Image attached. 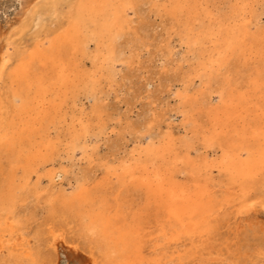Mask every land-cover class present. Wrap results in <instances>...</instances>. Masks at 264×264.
Listing matches in <instances>:
<instances>
[{
    "label": "bare ground",
    "instance_id": "1",
    "mask_svg": "<svg viewBox=\"0 0 264 264\" xmlns=\"http://www.w3.org/2000/svg\"><path fill=\"white\" fill-rule=\"evenodd\" d=\"M12 1L15 14L22 16L37 0ZM208 1L166 0L170 6L166 14L175 18L184 14V44L198 66L185 72L181 78L185 91L176 96L184 115L182 129L190 137L174 142L167 134L158 138L157 145L150 138L138 151L139 161L126 164L128 157L122 158L120 172L106 162L100 178L81 161L90 164L94 156L98 158V142L101 136L108 137L109 124L99 123L94 132L85 125L62 128L59 109L67 92L77 89L90 95L95 109L99 107L102 96L98 93L102 92L89 88L93 80L81 72L77 58L90 57L89 45L94 43V59L103 62L106 79L113 84L119 72L116 65H132V40L120 43V39L130 28L128 12H138L140 6L133 0H51L34 13V27L47 16L58 15L62 20L57 37L47 38V45L42 40L27 46L6 42L0 28V264H33L32 253H20L17 247L32 231L29 199L39 202L48 186L40 209L31 213L34 221L41 220L38 241L44 261L162 264L173 244V257L165 264H264V220L258 218V214L264 216V196L259 199L250 193L257 182L264 190V34L251 32L253 19L257 26L264 15V1L253 15L252 2L261 0H236L223 21L219 16L212 19ZM67 3L69 10L63 13L61 7ZM10 22L6 19V25ZM142 46L146 47H136ZM167 53L172 58L170 44ZM182 59L189 61L185 56ZM230 71L244 83L230 73L225 75ZM195 77L200 83L208 82L209 93L189 94ZM212 83L219 85L217 106L209 91ZM151 132L148 128L144 134ZM200 144L207 152L215 145L222 149L220 163H209L207 154L194 162L190 156ZM76 152L80 154L77 160ZM213 169L228 175L227 184L238 183L239 192L227 188L222 198L214 195L203 180ZM182 172L192 176L191 183L178 182L176 174ZM222 201L237 204L247 256L191 248L202 243L204 234L215 231L212 219L221 213ZM25 217L30 218L24 221ZM152 218L159 227L155 237H151ZM195 235L200 240L194 242ZM186 239L192 240L188 250ZM161 240H167L166 244L158 245Z\"/></svg>",
    "mask_w": 264,
    "mask_h": 264
},
{
    "label": "rangeland",
    "instance_id": "2",
    "mask_svg": "<svg viewBox=\"0 0 264 264\" xmlns=\"http://www.w3.org/2000/svg\"><path fill=\"white\" fill-rule=\"evenodd\" d=\"M262 1L264 0L258 3L252 2L251 13L253 15L259 13ZM50 2L51 0H37L33 9L26 15L17 16L14 2L12 0H4L0 7V28L4 32V41H18L20 46H27L35 40H42L47 45L48 42H45L47 38L57 37L55 32L59 22L62 21L58 15L47 16L39 26L34 27V13L41 10V6L49 5ZM133 2L135 5H139L140 8L138 12H128V18L132 20L129 24L130 28L126 29L128 34L120 39V43L132 40L129 43V45L135 47L132 48V65L128 67L127 65L121 66V64H117L116 70L119 72L116 76V81L111 84L106 79L103 62L99 58L94 59L96 45L90 43L88 49L90 57L78 56L77 60L81 72L93 80L91 84L93 86L89 85L92 92H102L101 94L98 93L99 96H102L97 103L99 107L95 109V106L92 105L93 100L89 98L90 95L84 93L83 90L77 89L74 93L67 92L68 94H66L59 109L64 119V123L61 124L62 128L75 125V129H79L81 125H85L90 132H94L99 123L109 124L108 137L106 138L105 135L101 136L98 142V158L94 156L90 164H87L84 160L81 161L82 166L92 174H97L98 178L104 176L101 165L106 162L112 164L111 167L120 172L119 163L122 158L128 157L127 161L125 160L126 164H133L135 161H139L137 160L138 151L147 145L150 138H154L152 140L157 145L160 136L165 137L167 134H171L170 138L174 142H178L180 138L190 137L191 135L182 129L181 123L184 122V115L180 112L182 110L180 100L176 97L177 93L183 94L185 91L186 84L183 82L185 79H181L182 77L184 78L185 72L190 68H198L196 59L187 52V47L184 44V14L180 13L177 18L166 14L165 10L167 8L170 10L166 0H133ZM235 2L236 0H209L207 2L209 6L207 11L210 10L212 12V19L219 16L220 21H223L229 6ZM63 6L61 7L63 13H67L70 7L69 4L67 3ZM211 17L209 16V18ZM6 19H11L9 25H6ZM145 22L148 27L141 29L140 25ZM255 22H257L256 18L253 19L251 32L264 34V15L260 16L257 26H255ZM66 23L67 20L64 19L63 25H66ZM227 24L228 21L225 22L223 27ZM194 25L196 24L194 23ZM212 28L216 29L214 26ZM142 44L146 45V47H136ZM168 44H170L174 52L172 58L167 53ZM207 48L211 51V47L208 44ZM138 51H140V56L136 55ZM183 56L189 61H184L182 59ZM206 58L208 59V55H206ZM241 62L243 61L241 60ZM241 62H236V64L240 65ZM239 69H242V66ZM228 74L230 77L234 75L231 71L225 75L227 76ZM175 77H177V80H175ZM221 77L224 76L221 75ZM234 77L238 78L239 81L242 80L238 75H234ZM244 81L242 80L243 83ZM206 87H208V82L205 79L200 83V80L195 77L189 94L196 95L198 91L209 93ZM218 89L219 85L217 84H213L209 89V91H212L213 106L218 105L219 100L216 94ZM148 128H151L152 131L150 136L144 134ZM64 145L65 141H63L61 146ZM208 151L207 148H203L200 144L198 150L191 153L190 158L194 162L199 163L201 158L207 154L206 159L209 163H220L223 157L222 149L215 145ZM63 156L66 157V155ZM79 157V152H76L75 159L77 160ZM129 157H131V160H129ZM144 159L145 157L140 161L142 162ZM176 178L179 183H191L192 181V176L186 172L177 173ZM203 180L218 198H222L225 194L223 191L227 188H230L229 191L237 193L240 189L238 183H234V185L227 184L228 175L224 171L217 169H213L212 174L203 176ZM44 184L45 186L48 185L47 181H44ZM257 185L258 182L250 190V193L261 199L264 196V190L260 184V186ZM66 188L70 190L67 185ZM47 190H50L49 186L41 192L39 202L46 199ZM36 200L34 197L29 199L28 216H31V218H23L24 221L29 220V218L30 221L32 220V231L21 242H18L17 248H19L20 253H32L31 262L33 264H54L55 262H50L48 259H46L47 261L42 260L41 242L38 241V239H41V220L34 221L36 218L32 217L31 214L36 213L40 209V203ZM221 205V213L217 218L212 219L215 222L213 223L215 231L204 234L202 243L196 242L200 239L198 235H195L192 238L196 242L194 246L191 244L192 240H184L186 250L191 246V248L196 246L198 249L205 247L222 250L223 252H238L237 256L240 254L241 256H247L248 253L243 248L246 243V238L244 237L245 227L239 228V219L236 214L237 204H226L225 201H222ZM153 218L150 229L152 231L151 237L158 235L159 229L158 224L155 223L156 219ZM258 218L262 221L264 220L262 214H258ZM166 242L167 240H161L158 245L162 246ZM172 246L173 244L169 245L167 249L169 257L161 260L162 264L172 259L173 256H170ZM47 252L49 254V250ZM60 264L63 263L60 262Z\"/></svg>",
    "mask_w": 264,
    "mask_h": 264
}]
</instances>
